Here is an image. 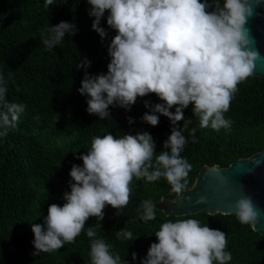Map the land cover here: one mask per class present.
Segmentation results:
<instances>
[{
  "label": "clouds",
  "instance_id": "1",
  "mask_svg": "<svg viewBox=\"0 0 264 264\" xmlns=\"http://www.w3.org/2000/svg\"><path fill=\"white\" fill-rule=\"evenodd\" d=\"M66 3L67 0H61ZM88 15L94 17L91 28L107 37L101 26L106 17L109 28L116 34L107 45L110 61L107 72L87 71L91 60L84 57L76 65L84 69L78 89L87 99V112L99 119L110 117L109 106L130 111L138 97L156 94L163 103L144 102L149 109L140 118L157 126L160 116L171 123L170 135L156 153V143L148 131L126 133L115 137L111 132L93 138L91 148L77 158L82 165L72 164L70 191L63 193V206L52 203L44 223H33V255L61 249L75 241L89 217L104 218L106 205L116 209V215L127 206L133 178L156 182L164 178L178 197L187 188L192 165L181 156L188 139L182 127L190 123L184 109L192 106L199 118L200 128L219 131L229 129L232 121L225 118L238 84L252 75L261 58L254 47V38L247 27L260 0H87ZM55 0H45V7ZM75 23L61 20L51 24L42 38L46 50H51L66 34L76 33ZM7 81L0 74V137L16 128L25 105L9 102ZM175 107V111H171ZM132 125L134 118L127 117ZM178 121H184L179 125ZM196 129L190 135L196 142ZM260 161H257L259 164ZM215 171V170H211ZM199 203H207L201 195ZM155 205L144 200L139 208L140 219H156ZM234 214L241 224L255 226L260 211L249 195H242L233 204ZM231 214V213H229ZM94 228L87 230L89 238L96 237ZM158 242L150 244L140 264H227L232 260L226 251V233L196 219L167 221L155 232ZM117 239L132 240L126 228L117 230ZM111 245L101 238L92 239L91 264H120V256L110 252ZM133 261L137 253H131ZM127 264V261H125Z\"/></svg>",
  "mask_w": 264,
  "mask_h": 264
},
{
  "label": "trees",
  "instance_id": "2",
  "mask_svg": "<svg viewBox=\"0 0 264 264\" xmlns=\"http://www.w3.org/2000/svg\"><path fill=\"white\" fill-rule=\"evenodd\" d=\"M87 0H55L45 7V0H0V74L7 81V100L25 105L18 126L0 137V264H91L92 239L101 238L118 254L120 264H140L151 243L158 242L155 232L162 223L180 219H196L201 225L226 233V251L232 254L227 264H264V236L250 225L241 224L233 214L197 213L186 216L166 215L163 198L175 195L168 182L133 178L127 206L116 215L110 205L104 208V218L89 217L74 242L53 252L33 255V223H44L48 206H63L65 191H70L69 175L72 164L82 165L77 157L86 154L94 137L111 132L119 138L126 133L148 131L156 143V153L170 151L163 141L171 131L169 119L160 116L159 124L151 126L140 118L149 109L144 102L163 103L150 93L138 97L130 111L109 106L110 117L99 119L87 112V97L78 89L84 69H77L80 59L91 60L89 73L107 72L110 57L107 45L116 34L101 20L108 35L101 41L91 28L94 17L88 15ZM61 20L75 23L76 33L66 34L61 43L46 50L42 38L51 24ZM225 118L232 121L229 129L215 131L199 127V118L192 106L184 109L187 128L182 134L188 139L181 156L192 165L187 177L189 188L204 165L227 167L231 162L264 150V78L249 76L238 84ZM175 111V107L170 109ZM133 117L130 125L127 117ZM183 125L184 121H178ZM196 129V142L190 132ZM65 139L61 144L58 139ZM144 200L156 206V219L143 221L139 208ZM95 229L89 238L87 230ZM122 228L133 233L132 240L117 239ZM137 253L133 261L131 253ZM218 264V262H213Z\"/></svg>",
  "mask_w": 264,
  "mask_h": 264
},
{
  "label": "water",
  "instance_id": "3",
  "mask_svg": "<svg viewBox=\"0 0 264 264\" xmlns=\"http://www.w3.org/2000/svg\"><path fill=\"white\" fill-rule=\"evenodd\" d=\"M247 27L261 57L252 76L264 78V0H260ZM257 161L260 163L257 164ZM201 195L207 197V203L198 202ZM242 195L251 196L259 209V221L252 228L264 236V150L239 158L227 167L204 165L184 193L179 197L175 194L171 198H163L162 204L165 205L166 215L177 217L197 213L235 215L233 204Z\"/></svg>",
  "mask_w": 264,
  "mask_h": 264
},
{
  "label": "rangeland",
  "instance_id": "4",
  "mask_svg": "<svg viewBox=\"0 0 264 264\" xmlns=\"http://www.w3.org/2000/svg\"><path fill=\"white\" fill-rule=\"evenodd\" d=\"M59 140V142L61 143V144H64L65 143V139H63V138H60V139H58Z\"/></svg>",
  "mask_w": 264,
  "mask_h": 264
}]
</instances>
